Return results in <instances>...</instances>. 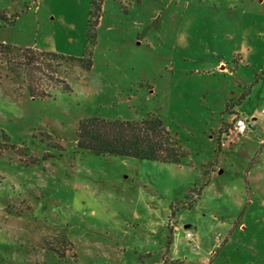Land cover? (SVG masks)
Here are the masks:
<instances>
[{
    "label": "rangeland",
    "instance_id": "rangeland-1",
    "mask_svg": "<svg viewBox=\"0 0 264 264\" xmlns=\"http://www.w3.org/2000/svg\"><path fill=\"white\" fill-rule=\"evenodd\" d=\"M90 11L0 0V43L68 60L34 98L0 53V264H264V0H103L93 42ZM148 116L177 161L77 149L82 119Z\"/></svg>",
    "mask_w": 264,
    "mask_h": 264
},
{
    "label": "trees",
    "instance_id": "trees-1",
    "mask_svg": "<svg viewBox=\"0 0 264 264\" xmlns=\"http://www.w3.org/2000/svg\"><path fill=\"white\" fill-rule=\"evenodd\" d=\"M103 0H91L90 18L87 27V41H94L95 26L100 19ZM19 49L25 60L21 61V68H25L27 89L34 98L46 97L50 94L39 92V84L30 79V74L35 61L39 56H48L54 60L65 61L61 56L45 53L31 47H16L0 43V53L12 52V49ZM3 58H0V73L2 70L11 71L10 62L6 68L2 65ZM74 60V59H72ZM14 71V70H13ZM20 71V70H18ZM13 73V72H12ZM8 80L10 74H4ZM17 77H20L17 75ZM2 77L0 75V85ZM77 149L88 151L97 156H128L146 160H162L164 162H175L178 160L179 151L176 143L169 136L161 120L155 116H148L141 120H105L99 117H88L78 122L75 130Z\"/></svg>",
    "mask_w": 264,
    "mask_h": 264
},
{
    "label": "built area",
    "instance_id": "built-area-1",
    "mask_svg": "<svg viewBox=\"0 0 264 264\" xmlns=\"http://www.w3.org/2000/svg\"><path fill=\"white\" fill-rule=\"evenodd\" d=\"M252 126H253V124L250 123L249 118H247V117L239 118L237 120V128L240 129L241 131H244L246 128H250ZM185 235H186L187 240L189 242H192L195 245V247L199 246L197 243V238H196V234L194 231L189 229L186 231Z\"/></svg>",
    "mask_w": 264,
    "mask_h": 264
},
{
    "label": "crops",
    "instance_id": "crops-1",
    "mask_svg": "<svg viewBox=\"0 0 264 264\" xmlns=\"http://www.w3.org/2000/svg\"><path fill=\"white\" fill-rule=\"evenodd\" d=\"M242 114V113H241Z\"/></svg>",
    "mask_w": 264,
    "mask_h": 264
}]
</instances>
